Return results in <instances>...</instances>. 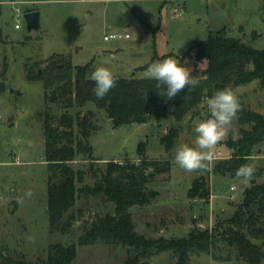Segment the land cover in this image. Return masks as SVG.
<instances>
[{
    "label": "rangeland",
    "instance_id": "374dc122",
    "mask_svg": "<svg viewBox=\"0 0 264 264\" xmlns=\"http://www.w3.org/2000/svg\"><path fill=\"white\" fill-rule=\"evenodd\" d=\"M33 10L41 12V29L29 32L24 14ZM17 22L20 28L15 27ZM0 28V264L8 259L48 264L49 246L57 242L77 243L72 264H127L133 256L123 245L78 243L85 219L114 212L113 204L90 193L81 192L75 212L81 209L84 216L70 233L50 229L48 189L53 171L46 160L47 113L61 129L68 128L61 120L63 114L71 116L75 136L86 147L70 163L84 172V181L77 184L80 188L95 186L99 172H105L110 161L141 163L145 157L171 161V171L156 173L148 183L158 196L131 208L136 231L147 238H185L194 228H215L235 213L252 184L264 182V144L248 161L256 169L248 183L217 173L223 158L212 161L208 170L195 172L175 163L178 148L194 146V127L208 118L206 106L181 121L172 114L160 118L153 110L147 123L133 119L116 127L107 110L96 103L67 106L62 99H51L54 85L45 87L53 58L63 66L92 62L94 70L107 67L115 78H147V67L169 56L190 70L201 67L188 53L221 29L264 49L263 0H0ZM111 34L122 37L105 40ZM236 93L245 98L248 108L264 113V88L259 80L237 87ZM85 117L91 124L86 138L79 125ZM241 127L233 120L213 152L221 150L227 156V141L238 138ZM171 129L177 131L172 154L161 143ZM201 174L210 179L213 203L188 196ZM232 185L235 190L230 189ZM28 190L31 198L25 195ZM214 250V254L192 253L188 264H250L226 243ZM178 259L173 252L154 251L140 264H177Z\"/></svg>",
    "mask_w": 264,
    "mask_h": 264
},
{
    "label": "trees",
    "instance_id": "16d2710c",
    "mask_svg": "<svg viewBox=\"0 0 264 264\" xmlns=\"http://www.w3.org/2000/svg\"><path fill=\"white\" fill-rule=\"evenodd\" d=\"M188 56L201 66L191 70V75L199 83L194 88L186 87L172 100L163 95L167 86L158 88L157 81L148 77L116 78V86L102 99H98L93 91L95 82L90 79L94 71L92 62L77 66L66 63L63 66L55 58L49 64L51 72L45 79V87L48 89L54 85L51 99H62L67 106L96 103L107 110L116 127L128 124L133 119L147 123L153 110L158 111L160 118L166 119L172 114L181 121L194 111L200 113L205 108L202 104L206 99L225 87H231L236 92L237 87L259 80L264 88V49L230 36L226 29L195 44ZM239 99L242 108L236 119L242 125L240 135L228 139L231 156L218 162L215 170L232 177H236L241 165L248 164L250 158L262 151L261 146L264 144V113L248 108L243 96ZM45 115L46 160L53 171L48 189L52 231L70 233L75 222L82 219L84 211L80 209L76 213L75 206L81 192H84L100 197L106 204H113L114 212L97 213L85 219L78 243L90 245L104 242L126 246L133 255L127 264H140L142 258H147L154 251L173 252L179 256L177 264H188L192 253L214 254V249L221 243H226L250 264H259L264 260V182L252 184L235 213L215 228H194L185 238H147L136 231L131 208L148 204L158 196V191L151 190L148 183L156 173L171 171V161L146 157L141 163L110 161L106 171L99 172L101 176L95 186L80 188L77 184L84 181V172L75 170L70 163L76 154L86 151V147L75 136L73 118L63 114L61 120L68 128L61 129L55 126L50 113ZM79 125L82 136L89 137L91 124L88 117L83 118ZM176 136L177 131L171 129L161 138L162 145L170 154ZM145 152L143 149L142 153ZM211 194L210 179L204 174L194 179L188 191L192 200L208 201ZM222 225L225 228L221 231ZM76 257L75 242H57L49 246L48 264H72ZM2 264L28 263L25 260L8 259Z\"/></svg>",
    "mask_w": 264,
    "mask_h": 264
},
{
    "label": "clouds",
    "instance_id": "9594fccd",
    "mask_svg": "<svg viewBox=\"0 0 264 264\" xmlns=\"http://www.w3.org/2000/svg\"><path fill=\"white\" fill-rule=\"evenodd\" d=\"M145 75L155 79L158 88L167 86L163 95L168 100H172L186 87L194 88L199 83L198 79L191 75L189 68L183 66L179 59L171 56L151 63ZM90 79L95 82L93 91L98 99H102L116 86V78L112 70L107 67L96 68L91 73ZM204 106L207 107L209 115L194 127L196 134L194 146L183 145L174 154L175 163L186 172L208 170V165L212 162L213 149L225 137L227 129L242 108L237 93L231 87L216 91L206 99ZM255 170L251 164L241 165L236 171V177L248 183ZM25 195L31 198L33 193L28 190Z\"/></svg>",
    "mask_w": 264,
    "mask_h": 264
},
{
    "label": "water",
    "instance_id": "95a60500",
    "mask_svg": "<svg viewBox=\"0 0 264 264\" xmlns=\"http://www.w3.org/2000/svg\"><path fill=\"white\" fill-rule=\"evenodd\" d=\"M24 17L27 22V28L29 32L33 30L41 29V12L39 10H33L26 12ZM143 264H149L147 261L143 262Z\"/></svg>",
    "mask_w": 264,
    "mask_h": 264
},
{
    "label": "built area",
    "instance_id": "2783aa9c",
    "mask_svg": "<svg viewBox=\"0 0 264 264\" xmlns=\"http://www.w3.org/2000/svg\"><path fill=\"white\" fill-rule=\"evenodd\" d=\"M15 27H16V28H20V27H21L20 23L17 22V23L15 24ZM121 37H122L121 34H111V35H106V36H105V40H110V39H112V38H121ZM125 37L128 38V37H129V34H126ZM221 158L225 159V158H227V157L223 156L222 153H221L220 151H214V152H213L212 161L217 160V159H221ZM235 188H236L235 186H232V187H231V190H235ZM0 202H1V196H0Z\"/></svg>",
    "mask_w": 264,
    "mask_h": 264
},
{
    "label": "crops",
    "instance_id": "0c3cea01",
    "mask_svg": "<svg viewBox=\"0 0 264 264\" xmlns=\"http://www.w3.org/2000/svg\"><path fill=\"white\" fill-rule=\"evenodd\" d=\"M218 151H220V152H222L221 150H218ZM231 151L229 150V154L227 155V156H225V157H227V158H229L230 156H231ZM223 177H225V175L223 176ZM232 186H234V185H232ZM231 186V187H232ZM231 187H230V189H231ZM236 189V188H235ZM211 190H212V188H211ZM215 197V195H214V193L212 192V194H211V203H213V198Z\"/></svg>",
    "mask_w": 264,
    "mask_h": 264
}]
</instances>
